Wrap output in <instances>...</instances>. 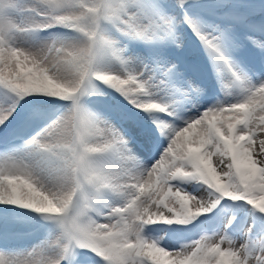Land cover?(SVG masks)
<instances>
[{"label":"snow or ice","instance_id":"6c2138e0","mask_svg":"<svg viewBox=\"0 0 264 264\" xmlns=\"http://www.w3.org/2000/svg\"><path fill=\"white\" fill-rule=\"evenodd\" d=\"M0 264H264V0H0Z\"/></svg>","mask_w":264,"mask_h":264}]
</instances>
